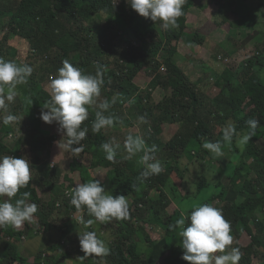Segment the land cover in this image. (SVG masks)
Wrapping results in <instances>:
<instances>
[{
  "label": "trees",
  "instance_id": "16d2710c",
  "mask_svg": "<svg viewBox=\"0 0 264 264\" xmlns=\"http://www.w3.org/2000/svg\"><path fill=\"white\" fill-rule=\"evenodd\" d=\"M193 2L194 0H191L190 5ZM183 13L184 15L177 19L178 27L164 30L160 21L154 22L150 18L140 16L126 0H0V32L3 31V37L0 39V57L19 64L16 59L20 50L9 43L11 37L18 36L29 46L28 53L32 60L26 64L33 68L28 86L22 85L21 89L17 87L19 95L14 102L8 104L7 112L0 113H12L20 118L8 126L0 123V156L10 151L6 144L7 137L15 135L17 143L13 145L12 151L15 158H25L29 161L32 176L27 187L20 189L15 198H19L25 191L31 193L28 202L38 206L34 216L44 221L45 231H50L55 220L58 222L60 219L62 230L66 232L75 222L74 215L81 213L85 220L94 221L88 228L84 227L85 230L95 231L96 227L99 229L108 225L113 231L110 254L106 257L109 264H156L154 262L157 261L150 256L152 253L148 252L150 246H155L156 240L149 235L145 236L142 231L145 224L155 221L165 230V241L170 247L166 257L164 256L165 261L161 264H189L181 258L183 249L181 237L178 235L179 229L170 230L169 225L174 224L182 214L190 213L192 209L183 213L179 208H174L171 214L162 215L163 210L168 211L175 203L173 198L177 199L176 202L180 201L179 188L182 186H178L173 174L186 169L182 167L188 164L186 161L194 163L203 159L208 160L211 166L212 160L224 159L225 164V157H215L203 149L202 143L205 140H220L222 128L228 121L232 120L237 132L243 133L248 130L246 122L249 119H257L259 126L255 136L245 146L246 152H242L235 142L233 143L236 146L233 157L235 159L230 160H236L237 163L230 161L233 169L228 177V165L220 166L221 176L217 185L221 189L205 203L222 209L225 219L231 222V234L237 238L232 247H237L242 252L239 264H264V219L258 215L259 208L264 206V146L258 144L260 139H264V77L260 73V69H264V58L256 54L248 58L236 71L229 69L223 73L218 82L219 94L212 98L199 89V81H193L184 68L174 61L178 43L188 27L186 8ZM117 31L122 33L119 42H115L112 36V32ZM105 39H110L116 46L112 49L105 48ZM65 59L85 73L94 74L97 65L106 66L104 85L101 89L103 100L109 99L115 91L132 96L129 100L131 103H128L129 107H133L129 125L131 126L132 119L145 117L146 122L138 120L140 123L134 126L143 123L142 127H147L144 136L150 146L156 142L157 158L166 154V157L159 158L164 166L160 174L141 182L138 177L143 165L137 163L134 157L127 158L123 142L114 162L105 159L100 145L111 140L113 134L107 132L109 128L101 129L99 133L91 131L95 106L89 108V117L81 125L89 131L81 142L83 151L79 154L73 153L69 171L64 174L59 162L52 166L51 157L55 156L50 153L48 144H53L58 139L54 136H36L35 133L41 129V120L37 117L39 123L34 124L33 119L39 116L38 109H41L45 102L33 98L32 93L45 90L43 80L51 74L56 75ZM163 63L168 67L167 72L161 71ZM149 71L154 76L150 83L152 89H168L171 85V93L159 102L154 101L150 88L141 90L134 83L139 74ZM25 98L32 100V104ZM223 103L230 104V110L223 107ZM215 108L220 110L216 111ZM227 110L230 115L226 114ZM109 113L117 117V107L112 106L105 114ZM25 120L28 122L24 123ZM29 122L31 126L28 125ZM167 124H179L170 139H165L167 136L162 135ZM118 126L119 124L114 126L116 130H120ZM217 126L220 129L218 133ZM136 131L137 129H132L131 134L136 135ZM26 134V138H21V135L23 137ZM36 150L44 151L50 161L43 169L37 164L43 160L42 155L36 157L34 164L30 162L31 154ZM247 154L252 159L251 164L248 159L245 160ZM84 155H91L89 165L84 163ZM75 173H80L83 183L92 179L99 180L103 187L108 183L109 192L114 197H132L129 199V218H113L102 223L89 216L86 207L80 211L75 209L70 203L71 197H67L65 193L73 188L72 177ZM104 174H107V182L101 180ZM225 178L229 179L228 190L225 188ZM206 181L204 177L198 186L199 190L206 185ZM231 190L237 193L236 197L244 194L239 202L229 199ZM45 193H48V196H45ZM153 193L156 194L155 197ZM2 228L6 238L16 234L12 226ZM31 230V225L26 224L25 228L22 225L17 234L21 237ZM243 234L250 237L249 242L241 243ZM142 241L148 243L146 253L142 249ZM62 246L61 243H55L48 249L34 254L33 264H49L48 261L52 258L48 256L47 251H58ZM84 255L83 253L81 261L86 264L92 260H100L95 255L83 258ZM63 256L69 257L71 253L63 252ZM11 258H14L15 264L29 262V258L20 253L19 245L9 239L0 249V264Z\"/></svg>",
  "mask_w": 264,
  "mask_h": 264
},
{
  "label": "clouds",
  "instance_id": "9594fccd",
  "mask_svg": "<svg viewBox=\"0 0 264 264\" xmlns=\"http://www.w3.org/2000/svg\"><path fill=\"white\" fill-rule=\"evenodd\" d=\"M126 2L140 16L160 21L161 28L168 30L178 27L177 19L184 15L183 5L185 0H126ZM33 68L28 64H17L15 61L5 60L0 57V113L8 110V104L14 102L19 95L18 85H27ZM106 66L97 65L95 73H85L74 66L67 59L62 62L58 73L50 78V99L44 104L39 119L46 124L58 125L57 132L61 135L57 142L59 149L63 148L71 153L79 154L83 151L82 141L86 138L89 129L81 127L89 117V108L95 106V119L92 121L91 131L99 133L101 129L114 127L121 123L113 114H105L116 103L114 97L111 101L104 99L97 104L104 85ZM32 104V100L25 98ZM131 103V101H129ZM20 118L8 113L0 115V123L11 125ZM141 122H146L145 117H139ZM248 130L238 133L236 125L228 121L222 128V137L215 142L205 140L203 149L215 157H224V148L231 149L233 143L241 151L255 136L259 126L257 119H249ZM121 145L115 138L100 145L105 159L114 162ZM123 148L127 158L131 159L137 154L139 163L143 165L138 179L143 182L149 177L158 175L164 170L162 162L157 159L156 145L149 146L143 136L128 134L123 141ZM31 166L25 158H15L10 155L0 156V227H21L25 222H31L38 211L35 203H29L30 192H23L19 198L17 193L26 188L31 181ZM135 187V186H134ZM7 197V199H4ZM13 198H15L13 202ZM70 203L78 211L86 207L89 216L96 221L106 223L113 218L126 220L130 216V205L124 195L113 196L105 191L99 180H89L78 183L71 191ZM92 219L78 218V224L88 228L93 224ZM170 230L179 229L183 249L182 259L189 264H239L242 252L237 247H231L233 235L231 222L226 220L222 209L210 203L193 205L192 211L182 214L174 224L169 225ZM80 249L84 257H107L110 249L100 239L95 231H78ZM220 253V254H217Z\"/></svg>",
  "mask_w": 264,
  "mask_h": 264
},
{
  "label": "rangeland",
  "instance_id": "374dc122",
  "mask_svg": "<svg viewBox=\"0 0 264 264\" xmlns=\"http://www.w3.org/2000/svg\"><path fill=\"white\" fill-rule=\"evenodd\" d=\"M228 2V6L230 7V11L237 10V14L235 15L233 12H228L227 14H231L233 17V21L235 23V20L239 22V24L236 22L237 26H235L234 28H229V30H226L224 28H226V25H224V17H227L225 15H215V18L213 17V14L216 12L215 7L214 10L215 12L213 13V11L210 12H204V14L201 11H198L197 9H191V13L192 14H196L198 16L199 20H196L195 18L191 17V14H187V20H188V28H187V32L184 34L183 37V41L184 42V47L189 49L188 52L191 51V55L195 57L198 56V50L199 48H196L198 46L197 43H195L194 47H192V49L190 48L189 44L186 42L187 38L193 37V34H189V33H193V32H199L198 30V26H196L197 24L201 25L202 27H204V25L206 23H209L208 29H211L210 31H213L211 33L212 37H209V41L207 42V44H209L207 46V49L210 51L208 52L207 55H204L202 53V51H206L207 49H201L200 51V55L202 53V59H204V62L202 63H197V62H193L191 60V57L187 58L185 55L182 57V64L183 66H185L187 69V72L190 75H196L201 77L200 79L203 78V83L204 86L200 87V90L202 91H206L204 93L208 94L207 92H210L213 88H217V86L219 85V78L222 76V74L224 73L225 70L228 69H232V71H236V69H239L240 66L245 63V61L250 58L253 57L254 55H258L260 57L264 58V0H236V1H229ZM196 8V7H195ZM198 12H197V11ZM220 17V19H219ZM193 18V19H192ZM195 19V20H194ZM213 20V21H211ZM211 21V23L209 22ZM259 23V31L258 34H253L250 38H248V34L249 32L252 31L253 27L255 26V23ZM104 24V23H103ZM223 26V27H222ZM120 29V27H119ZM117 29V30H119ZM121 30V29H120ZM121 34L120 31L118 32H112V36L113 39L115 40V42H119L121 40ZM229 36H231L232 38L229 39ZM3 37V31L0 32V39ZM231 42V45L233 46L232 49L234 50L233 52L230 51V49L228 48L227 50H223V48L221 47L220 44L223 43H228ZM104 47L108 48V49H112L114 46L113 42L110 39H105L104 41ZM215 42L217 45H214L213 47L210 46V43ZM10 45L15 46L16 48H18L20 50V55L19 57H17L16 61L19 62V64H26L27 62H29L30 60H32L31 57H29V46L26 43L25 40H23L22 38L18 37V36H13L11 37L10 40ZM220 45V46H219ZM217 46V47H216ZM230 47V46H229ZM206 48V47H205ZM183 54H186V52H183ZM161 57H163L161 55ZM160 57V58H161ZM164 67V68H163ZM163 67L161 69L162 72H167L168 67L165 63H163ZM111 68V67H110ZM263 70V71H262ZM148 73L151 74V71H149ZM260 73H262V77H264V69H260ZM144 77H142L140 79V81H137V85H139V87L141 89L142 86L143 87H147V82H146V78L145 76L147 75V72L145 74H143ZM54 77L55 74H51L49 76H46L45 79L43 80V84L45 87V90H43L42 92L37 91L36 93H32L33 98H39L41 101L43 102H47L50 99V78ZM152 76V75H151ZM136 81V80H135ZM28 86V84L26 85ZM139 88V89H140ZM146 89V88H145ZM143 89V90H145ZM136 90V89H135ZM218 89L216 90L215 93L211 94L210 96L212 98H215L217 95ZM171 93L170 90H158L155 92L154 95V101H160L162 100L165 96L169 95ZM116 98V103L113 104L112 106L117 107V111H118V118L121 119L122 124L121 123H117L119 124L118 127H120V124L122 125L120 127V130H116L115 127L109 128V130L107 129V132H109V134H113L112 138H115L116 142H118L119 144H122V142L124 141L125 137L130 134L132 132V129H137V134L136 135H141L143 136V138L145 139V134L147 131V127L145 126L140 127V124L138 126H134L135 124L133 122H138L139 119H132L131 125H129V121L131 120V109L133 110V107H128V103L129 100L132 98V96L128 93H119V92H114L113 95H111V97L108 99L109 101H111L113 98ZM102 95L97 98V103L102 102ZM223 107H226L228 110H230V104H226L223 103ZM41 109H38L39 115L41 112ZM216 111H219V108H215ZM226 111L227 115H230L229 111ZM242 113V112H241ZM243 114V113H242ZM241 116V114L239 115ZM39 116L34 117L33 119V123L34 124H38L39 120L38 118ZM232 121V120H231ZM28 121H24V123H27ZM133 123V124H132ZM29 126H31L30 122L28 123ZM26 126V124H25ZM57 127L58 125H56L55 123L53 124H46L41 120V129L37 131L36 136L37 137H43V136H54L56 139H58L60 141L61 139V135L58 134L57 132ZM218 131H220L219 127L217 126V130L216 133H218ZM215 133V131H214ZM213 133V135H214ZM173 133H168L165 139H170ZM212 134V133H211ZM210 134V135H211ZM27 134L24 135L21 138H26ZM58 140H56L55 142H53V144H48V147H50V153H52L55 157L51 159L53 160V162L51 163L52 166H54L56 163L55 162H59L61 165V168L63 169V173L66 174L69 169H70V163L73 160V153L61 148L59 149L58 147ZM17 139L15 137V135L9 137L8 141L6 142V144L8 145V147L10 148V151L8 150L7 153L5 155H10L15 157L12 148L13 145L16 142ZM146 141V139H145ZM149 146L150 144L148 142H146ZM156 145V143H154ZM258 144L260 146H264V139H260L258 141ZM225 152V160H227V162L225 163L227 166V173H226V177H228V174L231 173L232 171V167L233 164L230 163L231 160L235 159L234 157V151L236 150V146L233 145L231 149L229 148H224L223 149ZM246 147H244V150L242 152H246ZM38 155H42L43 160L38 164V167L43 169L46 165L48 161L47 157L45 156V152L42 150H36L33 151V153L31 154V160L30 162H32V164L35 163L36 157ZM126 155L128 156L127 152ZM141 154H137V156H135V160L137 163H139V157ZM166 157V154L164 153L163 155L161 154L160 157L162 158ZM159 157V158H160ZM91 155H84L83 156V160L84 163L89 165L91 163L90 161ZM157 158V159H159ZM230 158H233L230 160ZM248 159V163L251 164L252 159L249 158V155L247 154L245 156V160L247 161ZM82 160V161H83ZM160 160V159H159ZM234 163L236 160H233ZM188 164L186 166H182L183 168L186 169H182L178 170L176 173H174L173 178L178 182V186H182L180 189L181 191V196H180V201L176 202L177 199L173 198L174 202L173 205L177 204V206L179 207V209L183 212V213H187L190 209H192L193 205H201L203 203H205L207 200H209L212 196L214 197V195L218 194L221 187L217 185V182L220 179V172L221 168L220 167L222 164H224V159L218 160V159H214L212 160L211 166L208 164V160H198L196 162H191V161H186ZM224 164L223 167H225L226 165ZM76 175L74 176L73 174V179H74V186L78 183H83L82 182V177L80 175V173H75ZM72 175V174H71ZM107 174H104L101 176V180L107 182ZM64 176V175H63ZM63 176L61 178V180H63ZM204 177H206L207 181H206V185H204L202 187L201 190L198 189L199 184H201V182L203 181ZM205 182V180H204ZM225 182L227 185H225L226 189H229V179L225 178ZM73 186V187H74ZM105 191L109 192V188L110 185L108 183H106V185L104 186ZM73 188L68 189V191H66V196L67 197H71V191ZM185 191V192H184ZM41 193L43 194V192L41 191ZM52 193V191L49 193V195ZM48 194V193H47ZM45 193V196H48ZM44 195V194H43ZM237 193L233 190L230 191V195H229V199L230 200H234L239 202L241 200V196H244V194H240L236 197ZM153 196L155 197L156 194L153 193ZM132 197H128V201L130 203ZM4 199H7L4 198ZM130 199V200H129ZM54 201H56L54 199ZM173 205L172 207H169L168 211L165 209L162 212L163 216H166L167 213H172L173 211ZM258 215L261 219H264V206H261L258 210ZM82 216V214H75L74 218H75V222H74V226L71 227L68 232H64L62 230V222L60 219L55 220V223L53 225L52 230L55 232L53 234L52 237V242L51 244H55V243H61L62 249L60 250H56L53 253L52 252H48L47 250V254L48 256H51L52 259H50V261H48L49 264H86L85 261H81V257L83 256V253L80 249V244H79V240H78V231H85L84 225L78 224V218ZM32 225L34 227H32V231L33 233L31 235H37L40 232H43L45 228L44 227V221L40 218H37L34 216L33 220L31 221ZM27 224V223H26ZM30 224V223H29ZM98 224V222H97ZM28 225V224H27ZM31 225V224H30ZM26 225H24L25 227ZM145 227L142 228V231L144 233L145 236H150L152 237L154 240H156L155 242V246H148V243L146 241H142V249L145 251L146 253V249L149 247L148 252L152 253L150 254V256L154 259V262L156 264H161L163 263L165 260V255H167V253L169 252V245L168 242L165 241L166 238V233L165 230L163 229V227L158 223L153 221L151 224H145ZM98 227L95 228V232L97 233L98 237L100 239H102L106 245L108 247H110L111 242L113 240V231H111L110 226L106 225L103 228H99ZM3 228L0 227V238H3L4 234L2 230ZM21 227L19 228H14V232L16 233L15 235L13 234V238L16 241H22L19 240L20 236L18 235L19 232L18 230H20ZM35 229V231L33 230ZM114 229L115 226H114ZM18 233V234H17ZM64 233V237H59V234H63ZM30 233H28L27 235H29ZM6 239V237H4ZM234 238V237H233ZM57 239V240H56ZM250 237L247 234H243V237L241 238V243H247L249 242ZM3 242V240H2ZM1 242V243H2ZM237 242V238L235 237L233 239V243L232 245L234 246L235 243ZM24 242H21V246L24 248L23 246ZM232 245H230L228 248H226V251L230 250V248L232 247ZM26 249V248H25ZM70 252L71 256L69 257H65L63 256V252ZM27 252V250H26ZM39 251H36L34 254H37ZM147 252V254H148ZM220 254V253H217ZM165 256V257H164ZM168 256H170V254H168ZM164 257V258H163ZM49 258V257H47ZM100 260L99 262L97 261H90L87 264H109L107 261L106 257H99ZM163 258V259H162ZM30 262L33 264V262L35 261L34 257H29ZM259 263V262H257Z\"/></svg>",
  "mask_w": 264,
  "mask_h": 264
},
{
  "label": "crops",
  "instance_id": "0c3cea01",
  "mask_svg": "<svg viewBox=\"0 0 264 264\" xmlns=\"http://www.w3.org/2000/svg\"><path fill=\"white\" fill-rule=\"evenodd\" d=\"M190 1L191 0H185V3H184V5H183V10H185V8H186V11H187V14L189 13V14H191V17H193V18H195L196 20H199L198 19V16L196 15V14H192L190 11H191V9L193 8V9H197L198 11H201L203 14H204V12L206 11H208V12H210V11H213V13L215 12V10H216V12L213 14V17L212 18H215V15H219V16H221V15H225V16H227V17H224V19H222V20H224V25H226V28H224V29H226V30H229V28H234L235 26H237V24H236V22L239 24V22L238 21H236L235 20V23H234V21L232 20L233 19V17H232V15L229 13V14H227V11L228 12H233L235 15L237 14V10L236 11H234V10H231L230 11V7L229 6H227L228 4V2H227V0H194V2L190 5ZM229 1H236V0H229ZM196 7V8H195ZM214 7H215V10H214ZM224 7V9H222ZM196 10V11H197ZM197 11V12H198ZM192 18V19H193ZM194 19V20H195ZM219 19H220V17H219ZM188 21V20H187ZM211 21H213V20H211ZM211 21H209L210 23H211ZM188 26H189V24H188ZM196 26H198V30H199V32H193V33H189V34H193V37H188L187 38V43L189 44V46H190V48L192 49V47H194V45H195V43H197L198 44V46L196 47V48H199V50H198V56H196L195 55V57L196 58H194V56L193 55H191L192 53H191V51L190 52H188L189 51V49H187V48H185L184 47V42H182L184 39H183V37H184V35L182 36V38H181V40H180V42L178 43V52L175 54V56H174V61L175 62H177L181 67H183L184 68V70H185V72L189 75V77L193 80V81H199L198 82V87H199V89H200V87H202V86H204V83H203V78L202 79H200L201 77H199V76H196V75H190L188 72H187V68L185 67V66H183V64H182V57L185 55L187 58H189V57H191V60L193 61V62H197L198 64L199 63H202V62H204V59H202V53L204 54V55H207L208 54V52H210L208 49H207V46L209 45V44H207V42L209 41V37H212V35H211V33L213 32V31H210L211 29H208V26H209V23H206L205 25H204V27H202L201 25H199V24H197ZM223 27V26H222ZM188 28V27H187ZM187 28H186V30H187ZM185 30V32H184V34L187 32ZM259 31H261V30H259V23L257 22V23H255V26L253 27V29H252V31L251 32H249V34H248V38H250L253 34H258V32ZM232 37L231 36H229V39H231ZM175 43V42H174ZM214 45H217L215 42H212V43H210V46L211 47H213ZM221 45V47L223 48V50H227L228 48L230 49V51L231 52H233L234 50L232 49V45H231V42L229 41L228 43H223V44H220ZM219 45V46H220ZM230 46V47H229ZM206 47V48H205ZM217 47V46H216ZM201 49H207V52L206 51H202V53H201V55H200V51H201ZM183 52H186V54H183ZM229 70V69H228ZM226 71L227 70H225L224 71V73H226ZM152 74H150V73H147V75L145 76V78H146V84H147V87L145 86V87H143L142 86V88L143 89H148V88H150V91L152 92V97H153V99H154V95H155V92L156 91H158V90H170L171 91V85H169V87H168V89H164V88H156V89H152L151 87H150V83H151V81L154 79V76L152 75ZM142 77H144V75L141 73V74H139V76L135 79L136 81H134V83L137 85V81L139 80L140 81V79L142 78ZM221 78V77H220ZM219 78V79H220ZM138 87H139V85H137ZM17 87H19V89H21L23 86L22 85H18ZM140 88V87H139ZM141 89V88H140ZM217 89H219V87L217 86V88L215 87V88H213L210 92H207L208 94L207 95H211V94H213V93H215L216 92V90ZM142 90V89H141ZM203 91V90H202ZM203 92H206V91H203ZM219 94V92H217V95ZM216 95V96H217ZM155 102H159V101H155ZM128 107H129V104H128ZM226 108V107H225ZM120 120V119H119ZM121 121V120H120ZM135 125L137 124V123H140L139 121L138 122H133ZM132 123V124H133ZM144 124L143 123H141L140 124V127H142ZM122 125L120 124V127H121ZM132 127H133V125H131ZM178 127H179V124H177V125H170V124H167V125H165L164 126V132H163V137L165 136V135H167L168 133H171V132H175L177 129H178ZM11 136H13V134H11L10 136H8L7 137V139H6V142L8 141V139H9V137H11ZM162 137V136H161ZM154 143H156V142H154ZM177 172V171H176ZM175 172V173H176ZM173 176H174V174H173ZM175 180V179H174ZM176 181V180H175ZM177 182V181H176ZM178 184V183H177ZM174 208H179L178 206H177V204H175V205H173V209ZM25 223H27V224H31V227H34L33 225H32V223L31 222H25ZM29 224V225H30ZM23 225H26V224H23ZM74 226V224H72L70 227H69V229L71 228V227H73ZM25 228V227H24ZM68 229V230H69ZM34 231H35V229H33ZM68 230L66 231V232H68ZM30 234L29 235H27V234H24V235H22L21 237H20V239L19 240H22V241H20V243L21 242H24L23 243V246H24V248L21 246V244L19 243V241H16L12 236H8V238H4V237H6L5 235L3 236V238H1L2 240H3V242H2V240H0V249H2L3 248V246L5 245V242L7 241V240H11V241H15L18 245H19V247H20V253L22 254V255H24L25 257H33V255H34V253L36 252V251H41V250H44V249H48L51 245H53V244H51V242H52V237H53V234L55 233L52 229L50 230V231H43V232H40L39 234H37V235H31L32 233H33V231L31 230L30 232H29ZM63 235V236H62ZM59 237H64V234H59L58 235ZM57 240V239H56ZM2 242V243H1ZM26 248V249H25ZM26 250H27V252H26ZM53 253V252H52ZM4 264H15V261H14V258L12 259H10L9 261H7V262H5ZM28 264H32L31 262H30V260H29V262H28Z\"/></svg>",
  "mask_w": 264,
  "mask_h": 264
},
{
  "label": "built area",
  "instance_id": "2783aa9c",
  "mask_svg": "<svg viewBox=\"0 0 264 264\" xmlns=\"http://www.w3.org/2000/svg\"><path fill=\"white\" fill-rule=\"evenodd\" d=\"M164 68V67H163Z\"/></svg>",
  "mask_w": 264,
  "mask_h": 264
}]
</instances>
